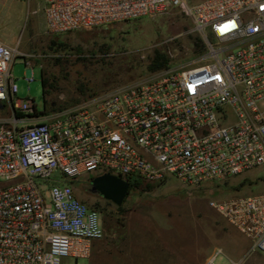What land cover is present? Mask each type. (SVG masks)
<instances>
[{
    "label": "built area",
    "instance_id": "built-area-1",
    "mask_svg": "<svg viewBox=\"0 0 264 264\" xmlns=\"http://www.w3.org/2000/svg\"><path fill=\"white\" fill-rule=\"evenodd\" d=\"M172 7L203 42L186 66L33 122L36 103L17 96L13 49L0 40V264L89 255L104 235L100 213L66 178L109 171L196 185L264 163V0H44L43 12L47 31L62 33ZM208 203L264 253V191Z\"/></svg>",
    "mask_w": 264,
    "mask_h": 264
},
{
    "label": "rangeland",
    "instance_id": "rangeland-1",
    "mask_svg": "<svg viewBox=\"0 0 264 264\" xmlns=\"http://www.w3.org/2000/svg\"><path fill=\"white\" fill-rule=\"evenodd\" d=\"M0 39L13 49L11 74L17 96L32 98L38 111L53 113L186 66L196 53L194 43L202 38L180 7L154 17L51 33L26 0H0ZM155 51L167 53V69H147ZM41 74L47 81L45 95ZM8 109L5 106L4 113H9ZM95 172L66 181L81 200L99 211L105 227L103 237L117 242L113 264H150L134 251L136 243L146 238L166 243L169 258L164 264H201L218 247L217 264H264V253L208 203L210 199L263 192L264 163L196 185L170 178L152 183L148 189L138 187L125 196L120 207L90 191ZM110 252L106 250V256H113ZM76 264H90L89 258L79 257Z\"/></svg>",
    "mask_w": 264,
    "mask_h": 264
},
{
    "label": "crops",
    "instance_id": "crops-1",
    "mask_svg": "<svg viewBox=\"0 0 264 264\" xmlns=\"http://www.w3.org/2000/svg\"><path fill=\"white\" fill-rule=\"evenodd\" d=\"M26 2H27V7L31 8L33 13L40 14L42 20L45 21L44 12H43L44 0H26ZM0 40L2 41V39ZM41 112L42 111L37 110V112L35 113V116H37L38 118L33 116H30L28 118L33 120L40 119ZM6 116L7 113L6 112L4 113L3 111L0 110V117L2 118ZM103 228L105 227L103 226ZM162 243H160L157 238H154L153 241L152 239H147V238L140 239L139 242L136 243V247L134 248V251H136V254L137 253L139 254L141 261H148L150 264H164L163 262L165 261V259L169 258L168 257L169 255H168V250L166 248V243L165 242ZM106 250L108 251L111 250L109 254L113 256H106L105 254ZM116 251H117V242H114L110 238L106 239L102 236L100 238H94L92 240L90 253L87 257L89 258L90 264H104L103 263L104 260L109 261L111 264H113L111 259L115 261L116 255H118Z\"/></svg>",
    "mask_w": 264,
    "mask_h": 264
},
{
    "label": "water",
    "instance_id": "water-1",
    "mask_svg": "<svg viewBox=\"0 0 264 264\" xmlns=\"http://www.w3.org/2000/svg\"><path fill=\"white\" fill-rule=\"evenodd\" d=\"M129 186L128 180L109 171H103L91 176L89 189L119 205L128 193Z\"/></svg>",
    "mask_w": 264,
    "mask_h": 264
},
{
    "label": "trees",
    "instance_id": "trees-1",
    "mask_svg": "<svg viewBox=\"0 0 264 264\" xmlns=\"http://www.w3.org/2000/svg\"><path fill=\"white\" fill-rule=\"evenodd\" d=\"M195 47H196V54L200 53L203 50V42L202 39H199L198 41H196L195 43ZM149 63L147 65V69L150 72H156L159 70H164L167 69L170 65V59L169 56L167 55V53H164L162 51H155L154 54L150 57L149 59ZM42 78H41V82L43 85V93L44 95L46 94L47 90H46V79L43 77V75L41 74ZM44 109H45V99H44ZM130 186H129V190L128 193L130 191H132L133 189L136 188H141V189H148L151 187L152 182H148V181H144L141 178H134V179H130L129 181ZM243 183V182H241ZM127 193V194H128ZM126 194V195H127ZM93 207V206H91ZM120 207V205H119ZM95 208V207H94Z\"/></svg>",
    "mask_w": 264,
    "mask_h": 264
},
{
    "label": "flooded vegetation",
    "instance_id": "flooded-vegetation-1",
    "mask_svg": "<svg viewBox=\"0 0 264 264\" xmlns=\"http://www.w3.org/2000/svg\"><path fill=\"white\" fill-rule=\"evenodd\" d=\"M102 196V195H101ZM83 201V200H82Z\"/></svg>",
    "mask_w": 264,
    "mask_h": 264
}]
</instances>
